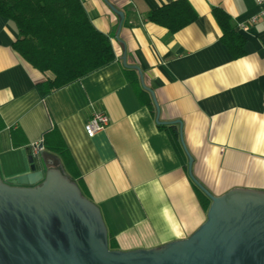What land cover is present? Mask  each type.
<instances>
[{
	"label": "crops",
	"instance_id": "crops-1",
	"mask_svg": "<svg viewBox=\"0 0 264 264\" xmlns=\"http://www.w3.org/2000/svg\"><path fill=\"white\" fill-rule=\"evenodd\" d=\"M180 1L198 16L190 26L171 34L148 22L151 12ZM80 2L118 62L46 97L37 88L48 75L13 50L18 32L0 17V176L8 181L29 174L30 160L40 155L48 170L78 176L115 251L153 250L191 237L208 210L188 175V160L159 129L152 98L141 95L137 73L124 71L126 53L127 64L141 69L154 92L160 121L182 124L195 179L215 197L233 190L264 193V0ZM110 7L124 15L120 42V18ZM214 9L245 37L243 58L233 59L222 44ZM94 112L110 124L89 139L84 126ZM168 126L180 134L178 125ZM60 149L67 152V170Z\"/></svg>",
	"mask_w": 264,
	"mask_h": 264
},
{
	"label": "water",
	"instance_id": "water-1",
	"mask_svg": "<svg viewBox=\"0 0 264 264\" xmlns=\"http://www.w3.org/2000/svg\"><path fill=\"white\" fill-rule=\"evenodd\" d=\"M110 9L120 18V42L124 15ZM121 61L151 96L157 125L179 126L188 175L211 203L205 223L188 239L157 249L111 250L100 209L62 168L48 170L40 155L30 160L29 174L8 181L0 176V264H264V193L233 190L215 197L206 190L193 175L182 124L160 121L141 69L127 64L126 53Z\"/></svg>",
	"mask_w": 264,
	"mask_h": 264
},
{
	"label": "trees",
	"instance_id": "trees-1",
	"mask_svg": "<svg viewBox=\"0 0 264 264\" xmlns=\"http://www.w3.org/2000/svg\"><path fill=\"white\" fill-rule=\"evenodd\" d=\"M0 17L11 22L18 32L13 50L34 70L48 75L46 82L37 88L42 97L118 62L109 38L93 27L80 0H0ZM213 17L222 32V44L233 59L243 58L245 37L234 31L231 18L221 9H214ZM197 18L192 7L180 1L151 12L148 22L175 34ZM124 71L136 74L125 68ZM139 85L141 95L149 97ZM150 109L155 113L152 103ZM159 129L168 133L176 153L187 161L176 127L159 126ZM58 153L67 170L70 166L67 152L60 149ZM76 180L78 176L72 179ZM194 189L208 210L210 201L198 188Z\"/></svg>",
	"mask_w": 264,
	"mask_h": 264
},
{
	"label": "built area",
	"instance_id": "built-area-1",
	"mask_svg": "<svg viewBox=\"0 0 264 264\" xmlns=\"http://www.w3.org/2000/svg\"><path fill=\"white\" fill-rule=\"evenodd\" d=\"M108 117L101 112H94L84 126V131L89 139H94L109 127ZM35 151L40 154L42 149L36 145Z\"/></svg>",
	"mask_w": 264,
	"mask_h": 264
}]
</instances>
